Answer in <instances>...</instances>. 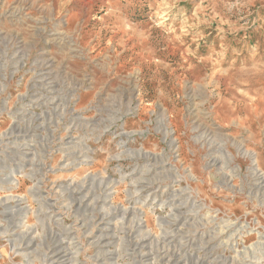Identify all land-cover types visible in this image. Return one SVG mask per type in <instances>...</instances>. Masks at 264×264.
<instances>
[{
  "label": "rangeland",
  "instance_id": "374dc122",
  "mask_svg": "<svg viewBox=\"0 0 264 264\" xmlns=\"http://www.w3.org/2000/svg\"><path fill=\"white\" fill-rule=\"evenodd\" d=\"M263 243L264 0H0V264Z\"/></svg>",
  "mask_w": 264,
  "mask_h": 264
},
{
  "label": "bare ground",
  "instance_id": "6f19581e",
  "mask_svg": "<svg viewBox=\"0 0 264 264\" xmlns=\"http://www.w3.org/2000/svg\"><path fill=\"white\" fill-rule=\"evenodd\" d=\"M127 136V135H126ZM258 170V169H257ZM255 173V172H254ZM18 199V198H17ZM5 206V205H4ZM106 214H108V213H106ZM104 223V222H103ZM242 228V227H241ZM245 228V227H244ZM260 244V243H259ZM264 244V243H263ZM139 247V246H138ZM55 252V251H54ZM56 256H58V259H60V258H62L61 256H59L58 254L56 255ZM50 258V257H49ZM263 260V259H262ZM61 261V260H60ZM51 262V261H50ZM56 262H59V260L57 261L56 260Z\"/></svg>",
  "mask_w": 264,
  "mask_h": 264
}]
</instances>
